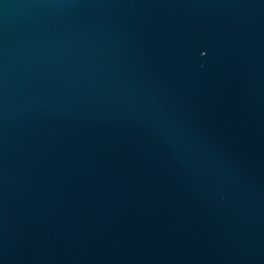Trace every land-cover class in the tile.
I'll return each mask as SVG.
<instances>
[{"label": "water", "instance_id": "1", "mask_svg": "<svg viewBox=\"0 0 264 264\" xmlns=\"http://www.w3.org/2000/svg\"><path fill=\"white\" fill-rule=\"evenodd\" d=\"M0 264H264V0H0Z\"/></svg>", "mask_w": 264, "mask_h": 264}]
</instances>
